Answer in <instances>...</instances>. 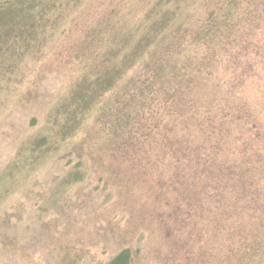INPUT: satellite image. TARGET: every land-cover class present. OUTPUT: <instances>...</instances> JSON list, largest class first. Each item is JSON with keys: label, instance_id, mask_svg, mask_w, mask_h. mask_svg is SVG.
I'll list each match as a JSON object with an SVG mask.
<instances>
[{"label": "rangeland", "instance_id": "obj_1", "mask_svg": "<svg viewBox=\"0 0 264 264\" xmlns=\"http://www.w3.org/2000/svg\"><path fill=\"white\" fill-rule=\"evenodd\" d=\"M165 2L179 15L165 10L160 20L186 27L190 42L200 17L227 0ZM86 7L85 0H44L33 10L34 27L0 43V264H54L71 250L84 253L81 264H106L127 247L137 264H264V6L235 18L211 55L217 101L197 117L209 123L190 140L183 170L177 156L189 144L184 130L193 135L192 104L172 117L165 112V122L148 107L138 116L125 99L103 112L121 71L136 74L141 53L162 43L163 25L139 14L137 25L120 22L100 45L92 44L98 25L79 23L58 49L56 34ZM74 40L92 54L68 60L59 53H70ZM211 91L204 87L205 107ZM118 123L142 128L116 136ZM155 124L160 130L149 133ZM225 141L233 148L225 151ZM80 158L88 175L67 182Z\"/></svg>", "mask_w": 264, "mask_h": 264}, {"label": "trees", "instance_id": "obj_2", "mask_svg": "<svg viewBox=\"0 0 264 264\" xmlns=\"http://www.w3.org/2000/svg\"><path fill=\"white\" fill-rule=\"evenodd\" d=\"M43 1L44 0H0V43L5 39L11 40V44L18 41L23 35L22 30L29 25L33 26V10L43 3ZM73 1L74 3L78 1L84 2V0ZM85 1L87 2V7L84 8L85 12L82 18L75 19L78 21L73 20L72 23L65 25L60 31V36L58 35L59 31L58 34H56L54 42L58 49L61 48L63 41L67 42L72 36L68 34V28L79 23L88 26L94 22L98 25V29L95 31L96 37L92 40V44L97 43L100 45L109 38L110 32L114 27H123L125 21L133 24V26L137 25L141 17L139 14L147 15L151 25H163L158 31L165 30L162 32V43L155 47L154 50L143 51L141 53L143 59L141 60L140 69L136 74L134 73L128 76L125 71H121L123 74L117 80L116 86H114L115 92L111 97L112 99H109L103 112H106L112 104L120 99H125L133 108L138 107V116H142L144 114L143 111L145 112L148 107L156 118L162 119L165 122V119H167L165 112L171 116L170 114L176 109L182 111L186 109L185 107L187 104H192L195 120L193 135L185 132L187 128L184 130L182 138L188 139L189 144L185 147H180L179 155L177 156V167L183 170L184 167L191 164V159H188V157L192 154L193 148L195 147V142L192 143L190 140L193 139V137H197L196 130L206 131L205 127H207V123H209L197 117L204 109H208L217 101L216 91L218 84L211 80V75L209 73L213 60L211 59V55H214L219 43L223 40L221 35L224 36L225 34L233 32L231 31L232 26H230L232 21L237 17L246 16L254 10H259L264 6V0H227L224 6L221 3L210 7L208 14L200 17V23L195 26V39L190 42L186 35V27H178L175 29L176 26H173L171 20H167L165 23L163 20H160L161 12H163V14L169 12L170 18L173 14H175L176 17L179 15L178 11H180V8H176L175 10L169 9L165 0ZM188 6L190 8L192 4H187L186 7ZM82 13L83 11L80 15ZM176 17H172L171 19H175ZM92 18L94 19L93 21H91ZM177 21L174 24H176ZM150 30L154 31L151 28ZM33 34V31L29 33L31 36ZM114 34L115 32L111 36L114 37ZM178 34H182V37L178 36ZM204 36H207L208 41L204 40ZM148 37L150 36L148 35ZM182 38H185V41H182ZM150 41L151 40H145L144 43L147 44L145 46L146 48ZM178 42L182 43L180 44ZM84 44L85 43H82L81 40L78 41V44L77 41L74 40L73 44H70L73 49L69 46L70 53L67 51L63 52L62 50L59 51V53L67 54L68 60H77L83 55H91V50L81 49V45ZM62 48L66 49V45ZM164 56H166V58ZM208 57H210V59L207 66L202 65L201 62ZM192 61H195L193 64L197 66H195L193 75H189L186 69ZM134 63H138V61L135 60ZM209 86L214 93L212 91L207 92L208 97L212 98L211 104L205 107L202 102V97L204 94V87L207 91ZM124 107L126 108V105ZM162 110L163 112L161 113ZM118 124L120 125L117 126L113 124V128H111L112 133L116 131V136L130 135L134 137L138 130L142 128L141 124L136 125V123H133L132 126H127L122 123ZM164 125V131H169L170 133L174 132L173 126ZM160 128L161 127L156 124L148 125L147 131L149 133H155L156 130H160ZM223 147L225 151H228L229 147L233 148L229 141L228 143L225 141ZM196 149L200 154L203 148L200 149L199 145H197ZM165 150L167 151V149ZM244 164H246V161ZM247 164H250L248 160ZM71 169L70 174L66 177V181L70 183L74 180H83L90 171L89 167L84 164L81 158ZM233 172L234 171H232V174L234 175ZM241 175L242 172L240 176ZM180 178L181 176H177V179ZM226 187L227 184L223 186L222 184L217 185L216 189H218V192L216 195L220 197L221 188ZM222 191L225 193V190L222 189ZM109 197L112 198L111 193ZM185 197L189 199L194 198L189 191H187ZM258 200L261 201V197ZM83 254V252L78 253L75 250H71L70 253L63 252L56 257L54 264H81L79 259L81 256L83 257ZM137 257H139L138 254L127 247L113 255L106 264H137Z\"/></svg>", "mask_w": 264, "mask_h": 264}]
</instances>
